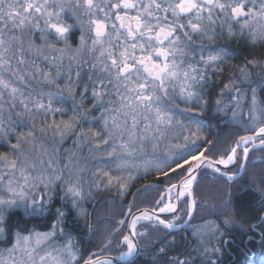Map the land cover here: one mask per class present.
Masks as SVG:
<instances>
[{
  "label": "snow or ice",
  "instance_id": "snow-or-ice-1",
  "mask_svg": "<svg viewBox=\"0 0 264 264\" xmlns=\"http://www.w3.org/2000/svg\"><path fill=\"white\" fill-rule=\"evenodd\" d=\"M224 37L264 0H0V264H264V55Z\"/></svg>",
  "mask_w": 264,
  "mask_h": 264
},
{
  "label": "trees",
  "instance_id": "trees-1",
  "mask_svg": "<svg viewBox=\"0 0 264 264\" xmlns=\"http://www.w3.org/2000/svg\"><path fill=\"white\" fill-rule=\"evenodd\" d=\"M235 49H236V53L238 54V55H237V58H238V59H243L244 57H249V58H250V57H252V56H257V57L259 56V57H260V56L263 55V49H262L260 46H258V45H257L256 47H252V46L249 44V47H248V48H247V47H244V46H239V45H237V46H235ZM227 75H228V74H224V76L220 77V79H221V80L225 79ZM212 123H213V125H215V124L218 123V121L213 120ZM1 150H2V149H1ZM262 156H264V153H261V152H259V151H257V152H253V153H252V158H253V159H255V158H257V157H262ZM256 167L258 168V167H260V165L257 164ZM140 183H142V181H138V182H137V184L133 187V191H135V187H139V184H140ZM108 195L110 196L111 194H108ZM247 195H249V194H245V196L242 197V201H244V202H248V201H247ZM253 195H254V194H253ZM117 199H118V198H117ZM129 199H131V197H129ZM105 203H106V202H103V203L101 204L100 208H98V209H102V208H103V209H106V207H105ZM125 203H126V202H125ZM115 205L117 206V212H116L117 217L122 218V216H121V214H120V213H121V209H120L119 205H118V204H115ZM138 206H139V207H146V206H148V205H141V204H139V202H138ZM98 209H97L96 212H94V213L91 215V217H90V222H91V223H94V218H95V216H96V217L98 216V212H99ZM89 210L91 211V206H89ZM113 220H119V219L114 218ZM96 221H97V220H96ZM106 222H108V223H106ZM109 222H110L109 220H106L104 225L107 224V226H109V227L114 226V224L109 223ZM95 223H96V222H95ZM32 224H36V225H37V229H38L39 231H45V230H46L45 228L41 227L37 221H30V222H29V226H31ZM73 234H74V235H77L76 233H73ZM78 238H79V237H78ZM240 239H241V234H240L239 232H234L233 243H231V244H229V245H227V246L225 247V256H224V260H225V261H228V260L230 259L229 252H230L231 250L236 249V248H242V247H243V245L240 244ZM87 247H89V250H90L91 247H95V245H91V246H87ZM183 250H184V246H181V247L177 248L176 252H175V253H172V255H176L177 253H179V252H181V251H183ZM246 251H248L249 255H251L252 253H258V252L260 251V246H259V244H256V245H249L248 248L246 249ZM197 264H199V262H197Z\"/></svg>",
  "mask_w": 264,
  "mask_h": 264
},
{
  "label": "rangeland",
  "instance_id": "rangeland-1",
  "mask_svg": "<svg viewBox=\"0 0 264 264\" xmlns=\"http://www.w3.org/2000/svg\"><path fill=\"white\" fill-rule=\"evenodd\" d=\"M236 39H238V38H236ZM239 39H241V38H239ZM258 46H260L263 49V55H264V45H258ZM70 146H71V141H69V143L66 145V147H70ZM3 150H5V149H2V150L0 149V151H3ZM98 210H99L98 216L97 217L95 216L94 223L96 222V220L98 219V217H111L112 219H114V218L121 219V218L117 217V214H116V212H117V206L115 204L112 205L111 207H106V209H103L102 208V209H98ZM106 223H108V222H106ZM109 223H111V221ZM104 226H107V224L106 225H102V227H104ZM112 227H115V225L112 226ZM0 247H3V245H0Z\"/></svg>",
  "mask_w": 264,
  "mask_h": 264
},
{
  "label": "flooded vegetation",
  "instance_id": "flooded-vegetation-1",
  "mask_svg": "<svg viewBox=\"0 0 264 264\" xmlns=\"http://www.w3.org/2000/svg\"><path fill=\"white\" fill-rule=\"evenodd\" d=\"M223 42L226 43L229 48L234 49L235 52H236L235 46H237V45L244 46V47H247V48L249 47V42H247L246 39H239L238 38V39L229 40V39H227V37H224L223 38ZM247 58H249V57H247ZM242 60L243 59H238L237 55H236L233 59H231L229 61V63L230 64H240V63H242ZM224 74H228V70L227 69H226Z\"/></svg>",
  "mask_w": 264,
  "mask_h": 264
}]
</instances>
